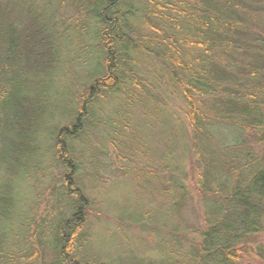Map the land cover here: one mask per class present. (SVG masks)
I'll return each mask as SVG.
<instances>
[{"label":"trees","instance_id":"1","mask_svg":"<svg viewBox=\"0 0 264 264\" xmlns=\"http://www.w3.org/2000/svg\"><path fill=\"white\" fill-rule=\"evenodd\" d=\"M71 2L89 22L75 32L93 44L87 48L95 54L94 70L88 72L69 121L49 134L60 168L52 182L50 221H42L34 235L37 247L30 250H13L0 239V264H36L38 259L45 264L47 254L52 256L48 264H92L80 257L88 240L90 200L79 173L82 165L95 167L91 131L108 127V139L123 163L144 156L129 120L134 111L159 117L164 110L158 88L168 86L179 93L186 110L203 213L200 238L184 259L189 264H250L253 239L264 232V153L257 155L242 140L246 136L264 147V38L248 30L246 18L264 10V2ZM9 10L0 3L1 23ZM60 59V46L48 25L36 18L26 25L0 24V160L5 165H18L25 156L28 167L38 156L42 127L51 122L52 108L61 109L53 105L51 94ZM86 60L84 56L83 65ZM141 60L159 67L162 84L146 82ZM57 92L53 94L65 90ZM103 103L109 105L105 114ZM225 130L235 131L231 144L220 140ZM77 141L82 150L76 151ZM143 175L142 180L153 177L159 194L170 195L175 214L187 194L183 185L175 178L159 184L154 173ZM13 207V198L0 191V223L10 219ZM27 252L28 258L22 255Z\"/></svg>","mask_w":264,"mask_h":264},{"label":"rangeland","instance_id":"2","mask_svg":"<svg viewBox=\"0 0 264 264\" xmlns=\"http://www.w3.org/2000/svg\"><path fill=\"white\" fill-rule=\"evenodd\" d=\"M0 3L12 10L0 24L20 25L22 22L26 25L36 18L48 25L60 46L59 62L62 61L54 77L57 85L51 92L52 98L62 100L55 102L53 99V105L61 109L51 107L53 117L42 127L38 156L28 167H25V156L18 165H5L0 160V191L11 196L14 202L10 219L0 223V239L10 243L13 250L23 252L30 250L32 245L37 247L34 235L42 221H50L52 213V182L58 180L60 168L52 157L49 134L55 132L54 127L69 121L71 109L87 85L88 72L94 70L95 54L87 48L93 44L89 45L91 42L85 37L80 39L83 34L75 32L82 22H89L71 0H0ZM260 6L264 8V4ZM246 24L250 32L264 38V10L247 16ZM84 56L87 65H83ZM140 66V75L147 83L155 87L163 83L157 65L141 60ZM63 90L62 95L53 94ZM158 93L164 110L159 117L146 118L144 112L134 111L129 120L146 150L144 156H137L132 163H123L114 153L107 136L108 127L91 131L95 167L82 165L79 173L90 200L85 225L88 240L80 249V257L92 264H189L184 258L195 249L193 245L204 228L202 207L195 191L198 168L191 153L186 110L174 88L159 87ZM101 106L105 114V107L109 105L103 103ZM113 116L119 123L116 114ZM235 135L234 130H225L220 140L231 144ZM246 140L251 150L263 155L264 147L255 139L245 136L242 141ZM79 142L76 151L83 149ZM132 168H135L133 172ZM145 172L147 175L154 173L159 184L171 177L183 185L187 194L175 214L168 204L170 195L156 191L153 177L149 175L142 180ZM251 248L250 264H264V232L253 239ZM22 255L28 258L29 253ZM38 255L41 256L40 251ZM51 257L47 254L45 264ZM36 264H41L40 259Z\"/></svg>","mask_w":264,"mask_h":264}]
</instances>
